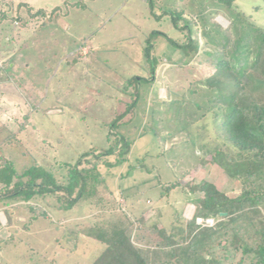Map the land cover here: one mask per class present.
<instances>
[{
	"label": "rangeland",
	"instance_id": "obj_1",
	"mask_svg": "<svg viewBox=\"0 0 264 264\" xmlns=\"http://www.w3.org/2000/svg\"><path fill=\"white\" fill-rule=\"evenodd\" d=\"M235 6L246 22L264 29V0H237ZM55 8L61 11L43 24ZM182 9L195 25L201 51L208 49L203 27L212 18L223 29L234 20V13L215 15L211 0H152L151 6L148 0H0V166L10 162L16 171L34 165L50 169L73 165L91 149H106L108 124L133 94L127 81L141 80L134 120L118 130L131 142L126 164L113 170L99 166L113 194L107 196L108 206L114 203V208L82 204L63 211L52 198L0 202V264H91L103 247L83 231L114 222L121 212L133 223L134 235L147 230L162 235L183 226L194 212L192 196L180 188L160 196L158 182L184 187L204 180L229 197L240 193V183L218 167L215 152L199 161L189 130L182 132L181 124L165 129L159 122L170 116L163 103L182 95L191 99L187 80L178 82V76L196 78L205 59L200 52L177 68L170 44L151 36L159 33L178 42L181 35L169 14ZM37 11L46 17H31ZM146 43L150 55L160 57L149 83L143 81L148 79ZM8 60L17 67L16 78L28 81L31 90L9 81L10 74L2 70ZM172 131L181 132L165 142L162 138ZM127 166L134 168L119 179ZM28 207L45 216L33 218Z\"/></svg>",
	"mask_w": 264,
	"mask_h": 264
},
{
	"label": "trees",
	"instance_id": "obj_2",
	"mask_svg": "<svg viewBox=\"0 0 264 264\" xmlns=\"http://www.w3.org/2000/svg\"><path fill=\"white\" fill-rule=\"evenodd\" d=\"M211 1L215 15L231 17L230 13H234V20L229 19L225 29L213 18L209 26L203 27L207 39L203 47L207 50L201 51L195 25L185 15V9L169 14L172 26L181 35L178 42L151 33L170 44L175 57L173 65L177 68L189 65L200 52L205 57L203 67L195 71L196 78L181 73L178 76V82L187 80L191 99L182 95L163 103L170 116L158 119L165 129L168 125L181 124L182 132L189 130L187 135L192 137L191 147L199 161L215 152L218 167L229 180L240 183V193L229 197L204 180L184 187L178 182L167 185L158 182L163 191L160 196L176 188L192 196V218L162 235L156 230L134 235L133 223L121 212L116 221L83 231L84 236L103 247L91 264H264V29L246 22V17L236 9L237 0ZM148 3L151 6L152 0ZM72 6L79 7V4ZM27 11L31 12L29 8ZM60 11V8L53 9L43 24ZM31 17L45 18L46 13L37 11ZM3 18L1 14L0 20ZM150 52L151 45L146 43L143 56L148 79L143 81L148 83L153 81L160 58L151 56ZM2 70L10 74L9 81L18 84V88L31 90L28 81L20 83L14 75L17 70L14 62L6 61ZM140 81H127L133 87V94L122 113L108 124L106 149H91L73 165L50 169L34 165L16 171L12 163L4 162L0 166V202L29 203L52 198L63 211L82 204L99 210L114 208V203L108 206L107 196L111 198L113 194L105 185L99 166L113 170L126 164L131 142L118 130L134 120ZM149 130L155 137L159 136L152 127ZM180 132H168L162 139L166 142ZM133 168L127 166L119 179ZM121 195L119 198H123ZM28 210L32 211L31 207ZM32 214L33 218L45 216L34 211ZM198 219H211L213 225H198Z\"/></svg>",
	"mask_w": 264,
	"mask_h": 264
},
{
	"label": "built area",
	"instance_id": "obj_3",
	"mask_svg": "<svg viewBox=\"0 0 264 264\" xmlns=\"http://www.w3.org/2000/svg\"><path fill=\"white\" fill-rule=\"evenodd\" d=\"M196 223L201 226L211 227L213 225V220L207 219V220L201 221L198 219Z\"/></svg>",
	"mask_w": 264,
	"mask_h": 264
}]
</instances>
